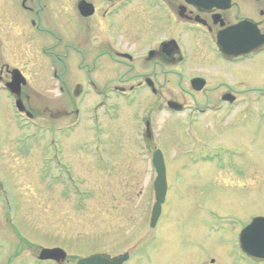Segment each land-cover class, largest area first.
<instances>
[{
    "label": "flooded vegetation",
    "instance_id": "af4514ba",
    "mask_svg": "<svg viewBox=\"0 0 264 264\" xmlns=\"http://www.w3.org/2000/svg\"><path fill=\"white\" fill-rule=\"evenodd\" d=\"M134 13L139 14L140 21H130ZM140 26L148 30L142 43L140 35H135L139 33ZM0 27L6 35L12 33L15 36L16 40L10 38L8 41L11 44L10 54L21 63V67H15L6 61L7 54L2 52L4 46L0 40V89L12 81L15 70H19L25 79L26 75L38 73L36 61L40 55L39 51H33L31 43L41 39V52L47 57L42 59L47 64L45 72L53 80L52 88L64 93L63 98L52 99L49 105H42L40 111H36L40 112V116L46 115L47 120H42L35 117V109L29 105L28 94L32 88L27 87V79L20 91L24 113L20 114L23 123L17 126L21 131L32 128L43 131L42 137L47 138L41 139L42 145L49 149L41 150L40 157L49 169L52 167L50 164L60 170L64 169L68 162L67 151L61 149H65L66 133L77 124L81 116L79 107L73 112L67 110L71 103L75 104L76 100L81 103L84 95L95 94L99 98L95 104L96 110L100 111L96 116V124L102 120L104 123L101 122V125H105L107 118H117L118 114L111 110L117 109L119 105L128 107L134 104L142 93L153 97L163 93L157 73L159 70L179 79V84L170 90L177 92L178 88L179 92L183 90L193 96L189 100H177L163 94L148 108L150 114L161 115L167 111L169 101L176 102L180 106L177 113L184 116L179 121L183 128L179 136L193 143L186 148L188 160L190 158L194 165L210 162L218 169H227L238 176H244L245 166L239 162L247 153L243 147L205 143L197 135H209L208 126L204 122L208 116L211 118V126L230 122L229 130L233 135L240 136L241 140L244 134L258 136L263 131L264 73L257 74V71H264V64L259 67L245 65L264 59V0H0ZM200 42L204 46L203 51ZM220 43L231 51L241 52L238 55H225L220 50ZM185 45L189 48H185ZM211 61L231 68H248L243 69L245 71L241 74L231 70L227 75L219 76L221 80L224 79L218 82L220 85H213V68L209 65ZM103 67H112L114 76L99 83L94 72L100 76ZM84 68L87 75L82 71ZM118 100L121 103H117ZM237 112H240L241 117L233 119ZM140 121L145 125L140 134L145 149H141L140 155L146 156L141 152L147 153L148 148L152 151L149 139L152 137L150 129L153 123L146 115ZM241 126L247 128L246 133H233L235 128ZM102 128L104 131L109 129L106 125ZM111 146L109 141L105 147ZM15 152L19 157L32 154L31 150ZM164 160L167 171L165 157ZM150 165L151 162V168ZM261 182L264 184V177H261ZM44 188L52 191L56 187ZM57 188L60 189V198L67 200L65 186ZM0 190L5 195L3 199L7 205L5 214L0 216L6 227L14 230L18 207L11 205L10 201L12 195H20L12 189L9 196L1 182ZM257 215L263 216L261 213ZM186 216L179 217L176 224L183 231L175 237L178 251L183 247L189 248L188 244L194 250L200 248L195 241L201 232L199 223L191 226L190 238L193 242L189 243ZM238 225L243 224L236 214L212 215L207 222L206 233L230 237L220 242L226 259L230 258L238 264H264V260L255 261L241 250V231L237 234L231 228ZM171 237L170 234L158 236L149 245V250L158 244L162 255ZM4 239L0 240L2 251L10 247ZM226 242L229 243V249L223 245ZM43 249L59 251L54 252L52 258L46 259L42 255ZM67 254L64 245L53 244L40 248L36 253L30 252L23 259L0 264H70ZM104 259L107 261L92 264H155L150 252L146 259L130 253L128 259L122 262L114 263L106 257ZM73 264H79V261Z\"/></svg>",
    "mask_w": 264,
    "mask_h": 264
},
{
    "label": "rangeland",
    "instance_id": "374dc122",
    "mask_svg": "<svg viewBox=\"0 0 264 264\" xmlns=\"http://www.w3.org/2000/svg\"><path fill=\"white\" fill-rule=\"evenodd\" d=\"M138 20L140 21L139 14L130 16L131 22ZM138 32L135 35H140L142 43L148 30L140 26ZM10 38L16 40L12 33L6 35L0 27V40L4 46L2 52L7 54L6 61L12 66L21 67L20 60L10 54ZM41 44V39L31 43L33 51H39L40 55L36 61L38 73L26 75V79L27 87L32 88L28 94L29 105L35 109V117L47 120L45 114L40 116V112L36 111H40L42 105H49L52 99L63 98L64 93L52 88L53 80L45 72L47 64L42 59L47 57L41 52ZM23 45L26 47V42ZM200 45L203 51L202 42ZM185 48L189 47L185 45ZM211 63L213 85H220L218 82L224 79L221 80L219 76L227 75L231 70L241 74L245 71L243 69L248 68H231ZM262 64L264 59L245 66L259 67ZM82 71H85V75L88 74L86 68ZM100 71L98 72L101 73ZM157 73L164 87L161 88L163 93L157 97L142 93L134 104L128 107L119 105L117 109H112L118 116L115 119L107 118L105 125L109 129L106 131L102 128L105 126L101 125V122L104 123L102 120L96 124L97 113L94 106L99 98L95 94H86L81 103L76 100L75 104L68 106L69 112L79 107L81 116L78 123L80 125L66 133L65 149L61 150L67 151L68 162L61 170L53 165L49 169L43 164L41 150H47V146L42 145L43 132L39 130L26 137L25 133L31 134L33 129L24 132L18 128L21 121L15 114L11 97L6 90L0 89V182L9 196L12 189L20 195H12L10 201L11 205L18 207V217L14 222L16 229L12 230L6 227L2 218L7 205L3 199L5 195L0 190V240L5 238L10 244L7 250H0V263L23 259L30 252L36 253L40 248L54 244L66 247L70 264L98 253L111 256L124 252L136 257L143 256L145 259L150 252L155 264H238L230 258L226 259L222 251L221 243L228 236L207 234L206 225L212 215L236 214L242 219L243 225L231 228L238 234L253 216L258 213L264 216V184L261 182V177H264V127L260 135L244 134L241 140L240 136L233 135L229 130L230 122L211 126V118L208 116L204 122L208 126L209 135L207 137L205 133H200L198 138L205 140V143L243 147L247 153L239 162L245 166L246 172L244 176H238L227 169H218L210 162L194 165L190 158L188 160L189 155L186 153V148L193 143L179 136L183 129L179 121L184 116L169 111L152 115L148 109L163 94L177 100H189L193 95L183 90L179 92L178 88L177 92L170 90L179 84V79L172 74H163V71L157 70ZM263 73L264 71H257V74ZM94 75L100 83L112 78L114 71L112 67H107L100 76L97 72ZM117 103L121 101L118 100ZM240 112L233 115V119L240 118ZM144 115L153 123L150 129L152 137L149 139L151 153L156 149L160 150L168 167L167 200L162 205L160 219L154 228L149 224L155 203L152 182L156 174L149 167L148 158L151 155L148 158L140 155L144 144L140 135L141 128L145 126L140 119ZM249 128L250 126L248 132ZM241 132L246 133L247 128L241 126L233 130L235 134ZM63 138H60L61 141ZM30 139L35 141H28ZM109 141L112 146L105 147ZM107 148L110 149L105 150ZM24 149H31V157H19L15 152ZM53 176L61 184L53 182ZM44 186L56 188L48 191ZM59 186H65L67 200L60 198ZM183 216H186L185 222L189 226V243L193 242L190 238L191 226L199 223L202 233L198 234V239L194 237L200 246L197 250L191 248L190 244L187 249H176L175 237L183 232L176 224L179 217ZM163 234L173 237L166 243L168 247L164 253L160 254L158 244L149 250L153 240ZM223 245L229 249L228 242Z\"/></svg>",
    "mask_w": 264,
    "mask_h": 264
},
{
    "label": "water",
    "instance_id": "95a60500",
    "mask_svg": "<svg viewBox=\"0 0 264 264\" xmlns=\"http://www.w3.org/2000/svg\"><path fill=\"white\" fill-rule=\"evenodd\" d=\"M21 83H24V79L18 74V72H15L12 76V82L9 84L10 85L9 88L14 94H17L18 97L20 96L19 92H20ZM18 101H19V107H21L20 104L21 100L19 99ZM153 163L157 171V178L154 183L157 202L153 209V214L151 219L152 226L156 223L157 218L160 214V206L164 200L165 190H166L165 167L163 163L162 154L160 151H156L154 153ZM261 239H264V218L256 217L252 220V223L247 228L244 229L242 233L241 242L244 251L249 255H251L253 258L264 257V244H260L259 242V240ZM44 251L49 252L52 250H48V251L44 250ZM103 256L109 257L107 255H103ZM98 259H99L98 255H95L88 258H84L80 260L79 263L85 264ZM117 260H122V259L116 258L115 261Z\"/></svg>",
    "mask_w": 264,
    "mask_h": 264
},
{
    "label": "bare ground",
    "instance_id": "6f19581e",
    "mask_svg": "<svg viewBox=\"0 0 264 264\" xmlns=\"http://www.w3.org/2000/svg\"><path fill=\"white\" fill-rule=\"evenodd\" d=\"M161 114H162V113H161ZM79 125H80V124H79ZM79 125H78V126H79ZM78 126H77V127H78ZM6 248H7V247H6Z\"/></svg>",
    "mask_w": 264,
    "mask_h": 264
}]
</instances>
